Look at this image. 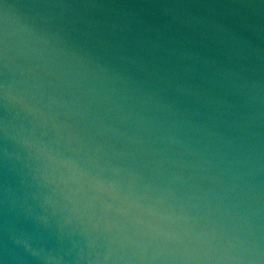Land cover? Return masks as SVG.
Returning a JSON list of instances; mask_svg holds the SVG:
<instances>
[{
    "label": "water",
    "instance_id": "1",
    "mask_svg": "<svg viewBox=\"0 0 264 264\" xmlns=\"http://www.w3.org/2000/svg\"><path fill=\"white\" fill-rule=\"evenodd\" d=\"M0 264H264V0H0Z\"/></svg>",
    "mask_w": 264,
    "mask_h": 264
}]
</instances>
